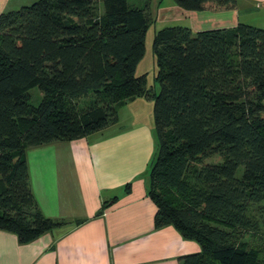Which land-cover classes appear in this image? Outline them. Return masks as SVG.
Instances as JSON below:
<instances>
[{
    "label": "trees",
    "instance_id": "trees-1",
    "mask_svg": "<svg viewBox=\"0 0 264 264\" xmlns=\"http://www.w3.org/2000/svg\"><path fill=\"white\" fill-rule=\"evenodd\" d=\"M235 1L173 0L183 10ZM150 22L127 0H34L0 13V229L27 242L61 224L35 204L26 148L101 130L123 102L144 96L153 228L171 225L198 244L179 264H264L241 240L257 227L251 208H264V27L156 30L153 92L134 73Z\"/></svg>",
    "mask_w": 264,
    "mask_h": 264
},
{
    "label": "crops",
    "instance_id": "crops-1",
    "mask_svg": "<svg viewBox=\"0 0 264 264\" xmlns=\"http://www.w3.org/2000/svg\"><path fill=\"white\" fill-rule=\"evenodd\" d=\"M25 1L0 0V13L27 5ZM127 4L148 14L153 34L167 25L187 26L193 32L237 23L264 27V0H236L229 9L199 10H183L173 0ZM142 106L150 111L152 100H126L117 109L115 123L86 136L25 149L35 204L44 217L61 224L27 242L0 229V264H179V256L199 250L171 225L153 228L155 206L146 184L155 141L151 113L147 121ZM121 116L126 123L112 128Z\"/></svg>",
    "mask_w": 264,
    "mask_h": 264
},
{
    "label": "rangeland",
    "instance_id": "rangeland-1",
    "mask_svg": "<svg viewBox=\"0 0 264 264\" xmlns=\"http://www.w3.org/2000/svg\"><path fill=\"white\" fill-rule=\"evenodd\" d=\"M30 2L31 1L27 0L25 1V3H22V4H29ZM153 28H155V25L153 26L152 24L150 27H148L145 33L144 46L146 50L143 53V56L141 57V60L137 66L136 75L141 74L142 71L145 72L146 79H147V83H146L147 86L152 85L154 89L157 91L158 85L153 80V76L155 73V66H154L153 56L151 53V40L153 37ZM29 93H30V96L28 99L29 103H31L32 105H36L40 100V96H41L40 92L38 91L37 88H32L29 90ZM141 109H142L143 118L145 115L146 120L149 121L148 114L149 112L151 113V110L148 111V109H145V106H142ZM120 118L121 119L118 120V123L112 126V128H116L117 126H121L126 123L127 119H122V116ZM151 119H152V115H151L150 120ZM251 213L253 215V219L256 221V226H257L256 230L252 232H248L247 234H244L241 237V240L247 242L248 245H253L257 247L258 249H260V256L262 257L264 256V208L263 209L262 208H259V209L251 208Z\"/></svg>",
    "mask_w": 264,
    "mask_h": 264
}]
</instances>
